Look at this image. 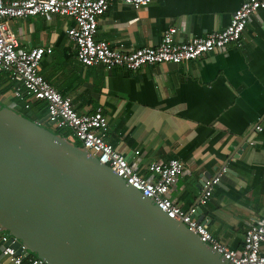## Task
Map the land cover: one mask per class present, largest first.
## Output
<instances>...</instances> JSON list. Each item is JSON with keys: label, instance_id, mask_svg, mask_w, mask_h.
<instances>
[{"label": "crops", "instance_id": "0c3cea01", "mask_svg": "<svg viewBox=\"0 0 264 264\" xmlns=\"http://www.w3.org/2000/svg\"><path fill=\"white\" fill-rule=\"evenodd\" d=\"M244 1L153 0L140 10L114 3L95 38L133 50L158 45L172 26L179 28V40L201 37L224 30ZM9 25L20 48H51L41 60V75L78 112L102 108L107 141L128 156L139 150L143 173L152 162L181 159L189 173L171 189L172 200L186 211L199 209L220 241L242 248L248 228L264 221V9L250 18L241 46L138 71L80 63L67 35L75 25L71 17L32 16ZM13 87L10 72L0 71V105L25 110ZM257 125L263 130L257 132ZM220 172L212 196L201 204L205 175ZM3 248L0 264H14Z\"/></svg>", "mask_w": 264, "mask_h": 264}, {"label": "water", "instance_id": "95a60500", "mask_svg": "<svg viewBox=\"0 0 264 264\" xmlns=\"http://www.w3.org/2000/svg\"><path fill=\"white\" fill-rule=\"evenodd\" d=\"M45 123L0 105V247L47 264H231Z\"/></svg>", "mask_w": 264, "mask_h": 264}, {"label": "built area", "instance_id": "2783aa9c", "mask_svg": "<svg viewBox=\"0 0 264 264\" xmlns=\"http://www.w3.org/2000/svg\"><path fill=\"white\" fill-rule=\"evenodd\" d=\"M152 1L0 0V71L10 72V79L14 83L13 96L23 103L25 109H29L36 101L45 100L48 104V121L53 123L55 129H70L92 157L109 166L127 184L151 198L171 218L183 222L225 260L231 264H264V221L248 228L241 249H231L220 241L205 224L197 220L194 216L196 209L186 211L170 196L171 189L179 178L189 173L182 160L171 158L167 162H152L146 167L147 174L143 173L140 168L139 150H134L132 155L128 156L107 141L109 122L102 108L93 112H78L72 99L63 96L41 75V60L45 53L51 52V48H20L18 38L9 25L11 21L32 16L71 17L75 25L67 30V35L74 43L80 63L85 66L103 65L106 69L118 67L138 71L148 65L185 63L231 44L241 46L242 35L250 18L264 9V0H245L234 12L230 24L224 30L179 40V28L172 26L163 32L160 43L151 47L125 50L113 48L105 40H96L99 20L112 4H124L140 10ZM262 130L261 125L256 126L257 132ZM222 174L220 172L206 182L205 192L199 200L201 204H206L210 199ZM8 239V235L2 236L3 242ZM3 254L14 264H47L37 257L24 262L27 257L18 254L12 246L4 247Z\"/></svg>", "mask_w": 264, "mask_h": 264}, {"label": "trees", "instance_id": "16d2710c", "mask_svg": "<svg viewBox=\"0 0 264 264\" xmlns=\"http://www.w3.org/2000/svg\"><path fill=\"white\" fill-rule=\"evenodd\" d=\"M47 105L48 104L45 100L36 101L31 105L29 109L24 110L26 111V115L23 116L31 121L41 120L47 115ZM56 130L62 132L61 137L64 138H69L71 135H73V132L68 128H61ZM31 258H36V255H29L26 259H24V262H27Z\"/></svg>", "mask_w": 264, "mask_h": 264}, {"label": "rangeland", "instance_id": "374dc122", "mask_svg": "<svg viewBox=\"0 0 264 264\" xmlns=\"http://www.w3.org/2000/svg\"><path fill=\"white\" fill-rule=\"evenodd\" d=\"M18 113H20L21 115H26V111H24V110H18ZM44 127L55 135L61 136V134H62V132L56 130L52 125H50L48 123H45ZM67 139L69 141H71L72 143L76 144L77 146L82 145L73 135H71V139H69V138H67Z\"/></svg>", "mask_w": 264, "mask_h": 264}]
</instances>
